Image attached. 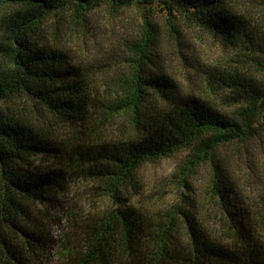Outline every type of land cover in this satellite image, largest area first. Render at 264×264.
Returning a JSON list of instances; mask_svg holds the SVG:
<instances>
[{
    "label": "trees",
    "instance_id": "16d2710c",
    "mask_svg": "<svg viewBox=\"0 0 264 264\" xmlns=\"http://www.w3.org/2000/svg\"><path fill=\"white\" fill-rule=\"evenodd\" d=\"M102 4L137 6L140 30L124 53L71 55L56 32L75 41ZM0 6V264H47L56 205L66 222L52 264H264V0ZM157 12L176 45L189 30L219 43L200 67L208 96L154 67ZM181 149L185 172L207 175L201 204L130 203L141 165Z\"/></svg>",
    "mask_w": 264,
    "mask_h": 264
},
{
    "label": "rangeland",
    "instance_id": "374dc122",
    "mask_svg": "<svg viewBox=\"0 0 264 264\" xmlns=\"http://www.w3.org/2000/svg\"><path fill=\"white\" fill-rule=\"evenodd\" d=\"M2 10L3 8L0 6V12ZM161 15L158 12L154 14V19L159 23V44L155 50L154 67L165 71L177 85L184 89H191L203 96H208L206 92H203L204 84L200 67L201 64H205L221 54L219 43L203 32L189 30L184 31L182 43L178 46L163 30ZM141 24V11L137 6L130 5L113 9L102 4L93 9L86 17L82 29L78 27L75 41L70 40L67 43L63 34L66 30L65 24L60 28V31L56 32V40L60 41L61 39L60 43L67 46L69 53L74 56H79L83 49L92 58L99 57V53H103L104 50L114 49L124 53L126 40L138 33ZM97 51L98 53H96ZM261 143L264 151V139ZM189 154V149H181L168 156L144 162L138 170L137 189L128 195L130 203L138 204V200H143L152 210H164L179 203L201 204L200 201L203 199L204 193L203 185L207 175L203 166L198 168L196 173L194 171L185 172L184 164ZM245 184L247 183L244 182L241 185L240 182L238 185L237 189L240 193H247ZM80 186L83 188L79 190L82 199V202L79 203L85 206V202H87L85 198L92 188L91 184L86 183ZM102 203V200H99L96 204ZM47 212L49 218H44V228L47 235L46 256L48 259L45 262L52 264L55 261L58 238L66 219L64 216L60 217L59 205Z\"/></svg>",
    "mask_w": 264,
    "mask_h": 264
}]
</instances>
